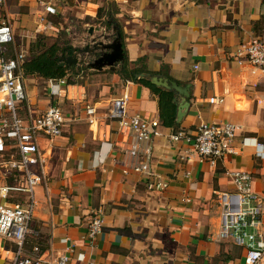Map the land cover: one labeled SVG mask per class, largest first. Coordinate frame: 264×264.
I'll use <instances>...</instances> for the list:
<instances>
[{
    "label": "crops",
    "instance_id": "obj_1",
    "mask_svg": "<svg viewBox=\"0 0 264 264\" xmlns=\"http://www.w3.org/2000/svg\"><path fill=\"white\" fill-rule=\"evenodd\" d=\"M102 1L82 0L83 14L93 18ZM12 2L5 0L0 20L10 23L16 43L29 54L39 34L54 35L58 30L52 20L59 13L58 4L44 0L43 7L35 0H18L33 11L31 21L30 14L11 9ZM113 2L111 12L121 19L113 28L121 34L123 63L91 69L96 73L88 81L64 80L57 94L50 89L57 80L23 77L35 114L57 105L65 117L60 136L38 137L45 179L34 189L35 240L56 254H68L72 264H239L244 249L216 238L224 208L218 194L234 190L226 170L251 173L263 206L264 229V158L255 155L249 141L238 154L211 165L187 142L171 140L170 134L179 128L193 131L202 121H231L239 125L237 146L243 138L264 142V73L233 58L241 42L264 36V0ZM41 16L45 24L39 22ZM125 61L129 75L137 68L135 79L119 74ZM153 78L165 85L153 83ZM143 79L171 94V99L160 101V94ZM212 95L223 96L224 103H209ZM117 96L126 98L129 114L159 121L150 166L167 182L165 189L149 190L144 175L129 168L132 159L125 150V136L107 117L110 101ZM182 103L186 106L178 118ZM86 104L96 110L92 122ZM162 114L168 119L173 115L175 125H165ZM33 170L40 173L37 166ZM96 209L103 210V229L89 242L86 234ZM4 247L13 245L5 242ZM78 254L84 259L78 260ZM0 264H9L3 252Z\"/></svg>",
    "mask_w": 264,
    "mask_h": 264
},
{
    "label": "built area",
    "instance_id": "obj_2",
    "mask_svg": "<svg viewBox=\"0 0 264 264\" xmlns=\"http://www.w3.org/2000/svg\"><path fill=\"white\" fill-rule=\"evenodd\" d=\"M35 1L45 6L44 0ZM4 2L0 0V8ZM40 22L45 24L44 16H41ZM9 47L12 56H8ZM27 55V49L21 43H16L10 23L0 20V154L5 151L7 155L6 159L0 161L4 169V182H0V253L8 255L9 264H72L66 253L56 254L37 244L27 246L28 238L36 234L31 227L36 205L34 189L45 179L38 137L60 136L65 123V117L57 105H50L43 113L35 114L27 102L22 72ZM233 58L238 64L250 65L264 73V36L241 42ZM64 82V79H60L52 83L51 92L59 93L58 86ZM224 101L220 95L208 98V102L215 105H222ZM85 113L88 121L92 122L95 108L86 104ZM107 117L116 122L118 130L125 136V150L132 159L129 168L144 175L149 190L165 189L167 182L161 180L150 166L153 139L159 134V121L148 119L140 113L129 114L124 96L111 99ZM238 129L239 125L231 121H202L193 131L182 128L173 131L170 139L187 142L200 160H206L211 165H216L229 155L238 154L249 141L255 149V155L263 159L264 142L243 138L240 146L235 144ZM36 166L40 173L33 170ZM225 173L234 190L218 194L224 208L220 213L216 238L230 240L244 249L239 264H260L264 256L263 206L259 194L253 188V176L237 169H228ZM10 179L11 182L8 181ZM103 224V210L96 209L86 234L89 242L102 231ZM5 242L11 243L13 247H4ZM77 259L83 260L84 255L78 254Z\"/></svg>",
    "mask_w": 264,
    "mask_h": 264
},
{
    "label": "rangeland",
    "instance_id": "obj_3",
    "mask_svg": "<svg viewBox=\"0 0 264 264\" xmlns=\"http://www.w3.org/2000/svg\"><path fill=\"white\" fill-rule=\"evenodd\" d=\"M54 1H57L56 3L58 4L59 13L58 15L54 16L52 20L56 23L58 30L55 31L54 35L43 34V36L46 38V43L55 41L57 37L60 36L62 41L65 40V42H68L67 45L83 48L86 45H92L93 42L98 40L107 42L111 41L114 38L117 29H113V26L118 27V25H120L121 19L113 15L114 20H110L112 21L113 25H108L105 24V21L108 17L107 13L104 14L105 8L107 6L110 8V11H113L115 9V3L113 2V0H103L102 4H99L97 9H102L101 12H103V15L95 21H93V19L97 14L93 18L90 16V20H87L86 14H83L82 0ZM10 6L11 9L19 12L20 14H30L29 18L31 21L33 20V11L31 10L32 12L29 13L30 8H28L27 5L19 4L18 0H15V2H12L10 4ZM0 15H4V12H1V10ZM20 17L21 16L16 19L20 20ZM32 24L34 23L32 22ZM19 27L26 29V26L23 27L22 25H20ZM28 28H31V26ZM89 29H92L91 33L89 32ZM77 57V68L74 69V72L78 71L79 73L78 75L72 74L71 76H69V79L75 82H84L90 80L91 76L96 72L89 68L85 69V67L87 66L86 64L88 62L95 58V56L92 53L80 52L77 53ZM5 153L6 152L3 151V153L0 154V161L7 158V155ZM3 171L4 169L0 166V182H4Z\"/></svg>",
    "mask_w": 264,
    "mask_h": 264
},
{
    "label": "trees",
    "instance_id": "obj_4",
    "mask_svg": "<svg viewBox=\"0 0 264 264\" xmlns=\"http://www.w3.org/2000/svg\"><path fill=\"white\" fill-rule=\"evenodd\" d=\"M102 9H99L97 12L96 17L93 19V21L98 20L99 17L103 15V12H101ZM117 12V11H115ZM107 13V19L105 21V24L108 25H113L112 21H110L111 18H113V13L111 11H108V9H105L104 14ZM87 20H90L91 17L86 16ZM114 20V19H112ZM39 36V37H38ZM36 38V40L31 44L30 49H29V54L27 58L25 59L23 65H22V72L23 75L25 76H40L45 79H53V80H60L64 79L67 84H74V81L69 79V76L73 75H78V71L74 72V69L77 68L76 64H71V65H59V57L61 55H71L72 54V49L66 50L65 47L68 44V42L65 40L62 41L60 36L57 37L55 41H52L50 43L45 42V37L43 34H39ZM68 46V45H67ZM127 61H125L123 67L118 69L119 74L124 76V79L128 78H134V73L136 72L137 68L131 69V75H129L128 71L129 69L127 68ZM88 67L86 66L85 69ZM73 71V72H72ZM148 86L152 87L155 92L160 94V101L162 99H171V94L162 92L152 86L148 81L146 80H141ZM163 115L164 118V124L167 126H173L174 124V116L172 115L171 119H168V116ZM12 181V179L8 180ZM35 236V237H34ZM37 235H31L28 238V243L27 246H31L34 244L39 245L42 249H45L42 244L35 239ZM38 237V236H37Z\"/></svg>",
    "mask_w": 264,
    "mask_h": 264
},
{
    "label": "water",
    "instance_id": "obj_5",
    "mask_svg": "<svg viewBox=\"0 0 264 264\" xmlns=\"http://www.w3.org/2000/svg\"><path fill=\"white\" fill-rule=\"evenodd\" d=\"M116 30V28H113ZM89 32H92V29H89ZM66 50L73 49L76 53L71 55H61L59 57V65H71L76 64L78 62L77 53L87 52L92 53L95 58H93L86 65L88 68L93 70H102L104 67L114 68L119 63H123L124 61V51L122 47V39L119 30H116V34L111 41H102L98 40L92 43V45H86L83 48L66 46ZM153 83L159 85H165L164 83L159 82L156 78H153ZM172 87L179 91L184 95H188V91L185 89H181V87H177L175 84H172ZM186 106V103H182L177 111V117L181 118L183 112L182 109Z\"/></svg>",
    "mask_w": 264,
    "mask_h": 264
},
{
    "label": "flooded vegetation",
    "instance_id": "obj_6",
    "mask_svg": "<svg viewBox=\"0 0 264 264\" xmlns=\"http://www.w3.org/2000/svg\"><path fill=\"white\" fill-rule=\"evenodd\" d=\"M72 54H74V51L72 52Z\"/></svg>",
    "mask_w": 264,
    "mask_h": 264
}]
</instances>
